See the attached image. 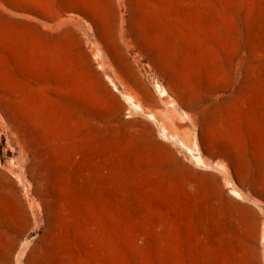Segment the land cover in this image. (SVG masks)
Instances as JSON below:
<instances>
[{"label": "rangeland", "instance_id": "374dc122", "mask_svg": "<svg viewBox=\"0 0 264 264\" xmlns=\"http://www.w3.org/2000/svg\"><path fill=\"white\" fill-rule=\"evenodd\" d=\"M0 264H264V0H0Z\"/></svg>", "mask_w": 264, "mask_h": 264}]
</instances>
